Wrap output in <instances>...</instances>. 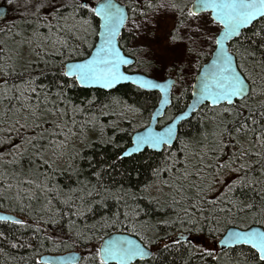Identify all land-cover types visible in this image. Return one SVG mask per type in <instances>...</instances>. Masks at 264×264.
I'll use <instances>...</instances> for the list:
<instances>
[{
  "label": "snow or ice",
  "instance_id": "6c2138e0",
  "mask_svg": "<svg viewBox=\"0 0 264 264\" xmlns=\"http://www.w3.org/2000/svg\"><path fill=\"white\" fill-rule=\"evenodd\" d=\"M0 18V207L20 213L0 216V256L29 264L13 252L31 249L33 264H81L41 256L66 229L99 238L91 264H264V0H6ZM124 29L135 61L122 52ZM133 63L161 78L122 70ZM122 84L159 92L162 106L190 88L191 103L163 128H134L125 145L121 124L145 106L112 95ZM73 89L104 96L77 102ZM192 120L194 134L183 132ZM96 144L110 162L87 155ZM148 150L158 159L133 182ZM111 169L120 181L106 179ZM109 228L128 235L105 238Z\"/></svg>",
  "mask_w": 264,
  "mask_h": 264
},
{
  "label": "trees",
  "instance_id": "16d2710c",
  "mask_svg": "<svg viewBox=\"0 0 264 264\" xmlns=\"http://www.w3.org/2000/svg\"><path fill=\"white\" fill-rule=\"evenodd\" d=\"M118 1L122 2L125 5H128V3H129V0H118ZM0 4L6 5V0H0ZM13 11H14V13H12V11H10V13H9L10 15L7 16L9 23L12 20H15L18 16V13L16 12V10H13ZM130 14L131 13L129 10V15ZM2 22H3V20L0 21V23H2ZM122 37H124V38H122L120 40L121 48L125 51V53L127 55H130L131 57H133L137 60V56L134 55L135 42L131 38H129V34L127 32V29H125L123 31ZM89 40L92 43H96V37H94V36H90ZM206 51H210V49H208L207 45H206ZM209 58H210V55L203 57L201 59L200 63L202 65L205 64L209 60ZM126 71H129V72L139 71V72H142V73L149 75L148 70L143 68L142 66H140L137 63H135L134 66L126 69ZM195 74H196V70L193 69L191 77L189 78L190 82H188V83H191L192 76ZM173 91L175 92L176 90L174 89ZM93 92H97V94L100 96V98L103 99L104 91L103 90L97 91L95 89H92V90L73 89L70 92V95L72 96V98L74 100H76L77 102H80L81 100L85 99V96L91 95ZM112 95L120 97L121 99L126 100L130 104H137V105H144L145 106L144 115L142 117L137 118L134 121L133 125L124 124V123L121 124V128L125 129V131L118 133L117 138L121 141L122 144L126 145L129 141L130 136L133 134L134 128L137 131V130L142 129L143 125L149 124L152 113L159 103L160 94H159V92H151V93H147V94H142L141 92L137 91V89L133 85L124 84V85H120L116 89L112 90ZM190 97H191V89L190 88L188 90V94L185 95L184 99L182 101H180L179 103H177L175 96L173 95L172 96V104L167 109L165 116L159 121V126L164 125L169 120H171L170 119L171 117H174L181 110H183L184 105L188 104ZM105 119H107V118H105ZM196 127H198L196 121L192 120L191 124H185L182 131L186 132V133H193L194 134ZM106 131L109 135L112 134L111 128L106 129ZM93 139H95V137H93ZM85 151H86L87 155H89L93 158V162L95 163V162L100 161L102 158L105 161H109V156L111 155L112 150L110 148H106L104 145L96 144L92 148L86 149ZM155 159H158V158L153 157L150 150L144 152L142 155H140L138 157V161H139L138 166L141 169V175L139 177H137L136 174L133 173V177H132L133 182H135L137 178L144 180L150 175L149 165ZM83 166L85 168H87V163L84 162ZM125 166H127V162H125ZM112 177H114L115 180L120 181L121 176L119 174V170L111 169L110 170V177H106V179H108L109 182H111ZM0 211L12 213L16 216L20 215L19 210L14 209V206L10 205L8 202H4L3 207H0ZM7 228H8L7 225L0 223V230H6ZM116 232L127 233L124 230L109 228V229H106L103 234L105 235V237H107L109 234L116 233ZM30 235H31V233H27L26 238H27V236H30ZM54 239L56 240V244H58L59 246H56V244H52V243H46L45 246L39 250L41 253V256L43 254H47V253L57 254V253H64V252H68V251L78 250L83 255V258L81 260V264H91V262L87 261L86 258L93 253L94 247L98 246L100 243V240L98 237L94 238L93 241L90 243H85L84 241H76L74 238H70L66 229H65V232L63 235H61V233L59 231H56L54 234ZM198 239L200 240V243L202 245H204V244L211 245V243H212L211 239L207 236L206 233L202 237H198ZM216 252L220 256L223 255V251L220 250L218 247L216 249ZM13 255L16 256L17 259H19V257H21V256L30 257L31 259L29 260V264H33V260L35 259L34 254H33L31 249H20L19 251L13 252ZM172 259H173V257H171V256L168 257L169 262L172 261ZM0 264H16V261L12 260L11 257L6 258L3 256H0ZM141 264H143V262H141ZM176 264H182L179 257H176ZM193 264H204V262L194 260ZM208 264H216V262L212 261V260H208Z\"/></svg>",
  "mask_w": 264,
  "mask_h": 264
},
{
  "label": "water",
  "instance_id": "95a60500",
  "mask_svg": "<svg viewBox=\"0 0 264 264\" xmlns=\"http://www.w3.org/2000/svg\"><path fill=\"white\" fill-rule=\"evenodd\" d=\"M116 2H117L118 4H123L122 2H120V1H118V0H116ZM123 5H125V4H123ZM0 6H5V7H6V5H4V4H0ZM8 13H9V12H8ZM8 13H7V16H8ZM1 20H3V19L0 18V21H1ZM124 30H125V29H124ZM124 30H122V33H123ZM96 42H97V41H96ZM122 52H123V54H124L125 56H127L129 59H132L133 61L136 60L135 58L131 57L130 55H127L123 49H122ZM210 59H211V57L209 58V60H208L206 63H208V62L210 61ZM206 63H205V64H206ZM134 65H135V63H133V64L130 65V66H125L122 70H124L126 73H129V74L142 73V72H139V71H131V72L126 71V69H128V68H130V67H132V66H134ZM143 74H145V73H143ZM145 75H147V74H145ZM173 78H174V77H173ZM122 85H124V84H122ZM130 85H131V84H130ZM173 90H174V89H173ZM103 91H104V90H103ZM159 94H160V93H159ZM161 99H162V97H161V95H160L159 103H158L157 107L155 108V110H154L153 113H152V116H153V114L157 111V109H161V110H162V115H161V117L159 118V121L165 116L167 109L171 106V105H168V106H162L161 103H160ZM188 103H191V97H190V100H189ZM171 104H172V98H171ZM178 114H179V113H178ZM178 114H176V115H178ZM176 115H175V116H176ZM152 116H151V119H150V122H149V123H152V124H153L155 127H157L158 129L163 128L167 123H170V122H171V120H169V121H168L167 123H165L164 125L159 126V121H158V123H157L156 121H153V120H152ZM142 130H143V128L140 129V130H137V131H142ZM150 151H151V150H150ZM3 215H12V216L16 217V215H14V214H12V213H7V212L0 211V216H3ZM255 226H256V227H259L258 225H255ZM115 234H118V232H116V233H112V235H115ZM119 234L128 235V233H121V232H119ZM105 238H108V236L105 237ZM218 247H219V246H218ZM219 249L221 250L220 247H219ZM71 255L78 256V257L81 258V260H82V258H83L82 253H81L80 251H78V250L68 251V252H64V253H57V254H50V253H47V254H43L42 256H43V257L50 258V259H53V260H60L61 258H65V257L71 256Z\"/></svg>",
  "mask_w": 264,
  "mask_h": 264
},
{
  "label": "rangeland",
  "instance_id": "374dc122",
  "mask_svg": "<svg viewBox=\"0 0 264 264\" xmlns=\"http://www.w3.org/2000/svg\"><path fill=\"white\" fill-rule=\"evenodd\" d=\"M16 12H17V11H16ZM9 13H10V11H9ZM12 13H14L13 10H12ZM9 15H10V14H9ZM9 15H8V16H9ZM205 49H206V46H205ZM192 72H193V70H192ZM192 72L188 75V82H190L189 78L191 77ZM148 73H149V75H157V78H158V79L161 78V77L159 76V74H158V70H157L156 73H150V72H148Z\"/></svg>",
  "mask_w": 264,
  "mask_h": 264
}]
</instances>
